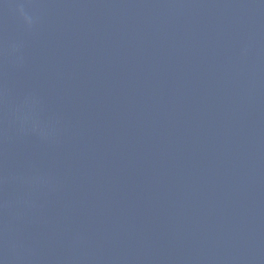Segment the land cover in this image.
Listing matches in <instances>:
<instances>
[{
    "label": "water",
    "instance_id": "95a60500",
    "mask_svg": "<svg viewBox=\"0 0 264 264\" xmlns=\"http://www.w3.org/2000/svg\"><path fill=\"white\" fill-rule=\"evenodd\" d=\"M0 264H264V0H0Z\"/></svg>",
    "mask_w": 264,
    "mask_h": 264
}]
</instances>
